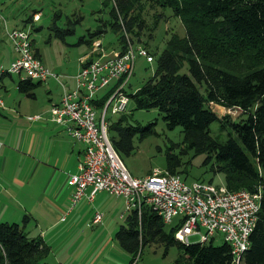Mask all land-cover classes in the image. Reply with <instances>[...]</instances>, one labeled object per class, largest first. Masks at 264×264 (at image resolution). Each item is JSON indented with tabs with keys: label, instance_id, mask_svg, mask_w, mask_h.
Wrapping results in <instances>:
<instances>
[{
	"label": "trees",
	"instance_id": "1",
	"mask_svg": "<svg viewBox=\"0 0 264 264\" xmlns=\"http://www.w3.org/2000/svg\"><path fill=\"white\" fill-rule=\"evenodd\" d=\"M111 1L110 27L115 33H121L120 22L127 33H132L135 26L142 30V23L133 16L135 5L142 1L169 8L181 20L185 37L171 34L158 56L149 52L156 64L154 74L136 92L128 94L129 101L137 110H158L167 129L181 127L184 147L196 156L205 155L203 164L210 166L214 175L223 174L228 190L260 194L258 218L242 264H264V0ZM30 20L32 16L24 22L23 29ZM65 33L71 34L72 30ZM97 35V31L89 33L90 39L82 38L81 42L90 46ZM120 35L123 47L125 37ZM35 55L40 58L37 50ZM233 62L242 63L243 71L229 69ZM185 66L187 73H181ZM41 85L20 80L17 89L32 98ZM210 105L239 112V120L229 115L218 117ZM130 118L124 113L109 123L111 143L121 159L130 156L135 141L153 134L156 126H131ZM216 122L221 130L230 128L223 143L211 136L210 127ZM180 166V160L169 155L165 172L178 174ZM27 223V217L21 226L0 222V264H48L44 261L50 247L41 236H28ZM180 226L181 221L165 225L145 207L140 217L137 211L127 214L115 239L131 255L151 244H161L166 250L176 247L181 251L175 264H232L227 243L215 246L211 240L184 245L174 237Z\"/></svg>",
	"mask_w": 264,
	"mask_h": 264
},
{
	"label": "rangeland",
	"instance_id": "2",
	"mask_svg": "<svg viewBox=\"0 0 264 264\" xmlns=\"http://www.w3.org/2000/svg\"><path fill=\"white\" fill-rule=\"evenodd\" d=\"M112 7L111 0H2L0 51L5 48L6 56L4 57L2 52L0 61L7 68L9 67V57L13 48L8 42L7 31L20 27L21 20L30 16L33 18L35 13H32L36 11L41 15L39 20L37 22L33 20L32 26L28 25L26 29L31 33L34 51L37 50L40 53L42 62L53 75H57V79L52 77L46 84L43 83L34 91L36 98L32 99L18 92L16 84L20 78L12 75V80L9 78L6 80L9 91L6 94H0L2 107H4V112L0 109V114L13 121L17 118L16 112L20 108L23 111L26 106L27 112L35 111L36 113L25 114V119L42 126L43 130L39 131V136L40 140L44 139L45 145L47 144L45 148L53 145V142L49 140L53 132L44 130L49 124L47 121L52 122L47 113V108L50 106L48 100L56 99L67 86L70 89L75 88V81L72 78L80 68L81 58L88 54L91 48V45L81 42L82 38L87 41L90 39L89 33L97 31L99 35L93 40L100 39L99 41L107 50L117 51L121 48L120 34L126 33L135 45H142L150 53L158 56L165 49L166 41L171 34L181 38L186 35L181 20L174 16L169 8H162L149 1H142L135 5L133 12V16L142 23V30L135 26L132 33H127L123 30L125 27L123 24L121 33H115L110 27ZM67 29L72 30V33L64 34ZM60 31H63L62 37H59ZM155 67V61L148 63L145 59L138 58L134 75L126 89L127 93L133 94L142 87L153 76ZM228 68L234 72H242L243 64L233 62L228 65ZM181 73H187L186 66ZM20 99L21 101L23 99L22 104ZM210 107L220 118L229 115L232 119L239 120L240 114L235 110H227L219 105H210ZM135 108L136 105L130 99L126 108V114L131 117L129 125L145 127L156 123V126L153 134L142 141L136 140L134 152L122 159L132 176L143 178L154 171L165 173L167 157L172 155L180 160L181 166L177 172L187 182L211 180L215 186L224 185L223 174L214 175L209 170L210 166L203 164L205 155L196 156L193 150H187L184 147L181 127L169 130L158 110L146 111ZM118 117L119 115L111 119ZM210 131L213 138L223 143L228 138L230 128L221 130L216 122L211 125ZM9 133L17 141L22 134L15 127ZM65 134L70 141L73 140L66 132ZM54 139L57 140L56 137ZM60 146L61 144H55L58 150ZM87 202L86 198H82L74 211L66 218L67 221L59 223L53 229H45L47 221H38V223L28 221V229L31 231L29 236H38L40 227L44 231L43 238L51 250L44 262L48 264H175L180 258L182 253L176 247L166 250L161 244L146 246L136 255L127 253L115 239V233L121 225L125 224L128 214L124 201L114 195L101 192L95 196L91 204ZM96 213L102 215L98 225L92 224ZM0 222L16 223L21 226L24 221ZM198 240L199 236L189 237L190 244H196ZM222 243V236L216 235L213 244L219 246Z\"/></svg>",
	"mask_w": 264,
	"mask_h": 264
},
{
	"label": "built area",
	"instance_id": "3",
	"mask_svg": "<svg viewBox=\"0 0 264 264\" xmlns=\"http://www.w3.org/2000/svg\"><path fill=\"white\" fill-rule=\"evenodd\" d=\"M33 20L38 21L39 14ZM120 24L123 28V23ZM7 37L15 58L8 68L0 66V83L5 75L42 84L52 77L57 79L35 55L27 29L13 28L7 31ZM124 37V45L117 51L107 50L99 40L93 41L73 77L75 88L64 89L60 100L49 109L51 120L66 125L67 134L83 145L77 172L66 182L73 188L70 209L84 197L90 204L97 193L105 192L123 200L127 213L137 211L140 217L142 209L148 207L165 225L181 221L174 237L184 245L190 244L191 236H199V244L222 236L223 242L231 247L232 264H242L260 210L259 193L232 191L204 181L187 182L180 174L160 171L137 178L127 171L114 150L109 123L112 117L126 113L129 103L126 89L136 61L154 60L144 46L135 45L126 33ZM101 219L102 215L96 213L92 224L98 225Z\"/></svg>",
	"mask_w": 264,
	"mask_h": 264
},
{
	"label": "crops",
	"instance_id": "4",
	"mask_svg": "<svg viewBox=\"0 0 264 264\" xmlns=\"http://www.w3.org/2000/svg\"><path fill=\"white\" fill-rule=\"evenodd\" d=\"M0 2V5H2V0ZM34 13L41 16L39 12L33 11L32 14ZM27 19L29 17L22 19L21 26L14 28H22ZM32 21L33 18L26 24L27 27L28 25L32 26ZM33 45L34 43L32 42V47ZM5 50L3 48L0 54L2 52L4 54ZM14 58L15 54L12 49L9 64H11ZM0 66L7 68L2 61H0ZM8 78L12 80V76L5 75L2 77L0 83L1 95L9 91L6 83ZM72 80L74 79L72 78ZM64 89H70V87L67 86ZM64 89L56 99L53 100L51 98L48 100L50 106L60 100ZM34 98H36L35 93L32 99ZM22 102L23 99L21 104ZM50 106L47 108V113L51 120V114L49 113ZM3 108L0 105L2 112H4ZM27 111L28 108L26 106L23 111L20 108L16 112L17 118L13 119V121L9 120L7 116L0 114V143H2L0 146V221H25L27 217L28 221H35V223L47 221L45 229H53L59 223H65L68 215L75 209V207L70 209L73 188L69 187L66 182L70 175L77 172V165L82 157L83 145L77 141L72 139L70 141L68 139L65 134V132L67 133L66 125L57 124L51 120L52 122L47 121L49 124L44 130L53 132L49 138L53 142V145L45 148L47 144L45 145L44 139L41 141L39 136V131L43 130L42 126L25 119V114L36 112ZM13 127L17 131L22 132L18 141L9 133ZM53 134L54 136L52 137ZM56 143L61 144L59 150L55 147ZM64 216L66 217L62 220ZM39 231L38 236L43 238L44 231L41 230V227ZM25 232L28 236L31 234L28 225L25 226ZM43 240L47 243L44 238Z\"/></svg>",
	"mask_w": 264,
	"mask_h": 264
}]
</instances>
